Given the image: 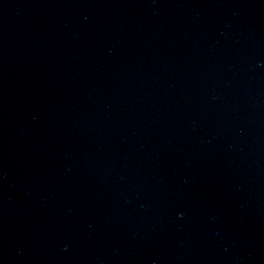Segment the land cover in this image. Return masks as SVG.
<instances>
[{
	"label": "water",
	"instance_id": "95a60500",
	"mask_svg": "<svg viewBox=\"0 0 264 264\" xmlns=\"http://www.w3.org/2000/svg\"><path fill=\"white\" fill-rule=\"evenodd\" d=\"M0 264H264V0H0Z\"/></svg>",
	"mask_w": 264,
	"mask_h": 264
},
{
	"label": "clouds",
	"instance_id": "9594fccd",
	"mask_svg": "<svg viewBox=\"0 0 264 264\" xmlns=\"http://www.w3.org/2000/svg\"><path fill=\"white\" fill-rule=\"evenodd\" d=\"M182 215V214H181Z\"/></svg>",
	"mask_w": 264,
	"mask_h": 264
}]
</instances>
